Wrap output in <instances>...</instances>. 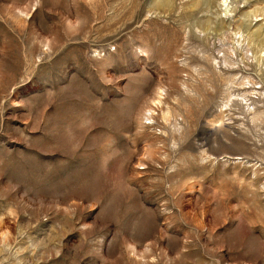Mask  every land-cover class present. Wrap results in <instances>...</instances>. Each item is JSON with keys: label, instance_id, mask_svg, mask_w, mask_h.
Segmentation results:
<instances>
[{"label": "rangeland", "instance_id": "rangeland-1", "mask_svg": "<svg viewBox=\"0 0 264 264\" xmlns=\"http://www.w3.org/2000/svg\"><path fill=\"white\" fill-rule=\"evenodd\" d=\"M0 264H264V0H0Z\"/></svg>", "mask_w": 264, "mask_h": 264}]
</instances>
